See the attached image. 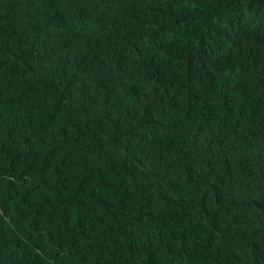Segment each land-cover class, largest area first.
<instances>
[{
  "label": "trees",
  "instance_id": "16d2710c",
  "mask_svg": "<svg viewBox=\"0 0 264 264\" xmlns=\"http://www.w3.org/2000/svg\"><path fill=\"white\" fill-rule=\"evenodd\" d=\"M0 264H264V0H0Z\"/></svg>",
  "mask_w": 264,
  "mask_h": 264
}]
</instances>
